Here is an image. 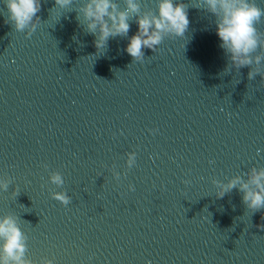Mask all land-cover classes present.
I'll return each mask as SVG.
<instances>
[{
    "label": "water",
    "instance_id": "obj_1",
    "mask_svg": "<svg viewBox=\"0 0 264 264\" xmlns=\"http://www.w3.org/2000/svg\"><path fill=\"white\" fill-rule=\"evenodd\" d=\"M183 2L185 36L133 61L120 36L96 55L83 0H41L31 35L0 0V215L18 218L32 264H264V208L214 183L264 167V63L232 66L216 16Z\"/></svg>",
    "mask_w": 264,
    "mask_h": 264
},
{
    "label": "clouds",
    "instance_id": "obj_2",
    "mask_svg": "<svg viewBox=\"0 0 264 264\" xmlns=\"http://www.w3.org/2000/svg\"><path fill=\"white\" fill-rule=\"evenodd\" d=\"M155 2V11L142 12L141 0H125L123 8L118 0H83L76 19L88 34L95 37L96 55L105 53L110 38L120 36L127 38L124 51L133 61H142L144 49L155 51L166 37L183 38L190 24L188 6L183 0ZM4 3L8 20L17 31L28 29L31 35L37 29L41 0H4ZM73 3L74 0H55V7L71 9ZM198 5L216 16V35L232 66L240 69L264 63V53L256 54L264 48V38L256 27L264 18V7H260L256 0H199ZM133 18L137 30L129 36ZM257 74H260V68L251 67L248 78L251 80ZM134 159L135 153L130 154V166ZM246 175L247 178L233 176L226 183L214 181L219 188L217 196L223 198L233 189H238L249 209L260 210L264 208V167H252ZM49 180L57 187L64 184L59 171L52 172ZM8 187L9 181L0 177V192L7 191ZM129 188L134 190L132 185ZM52 197L65 206L71 201L66 191H54ZM27 239L16 216L0 215V264H32L26 258ZM44 264H54V261L45 260Z\"/></svg>",
    "mask_w": 264,
    "mask_h": 264
}]
</instances>
